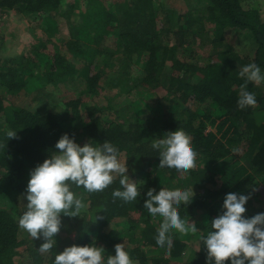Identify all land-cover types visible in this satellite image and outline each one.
<instances>
[{
	"label": "trees",
	"instance_id": "obj_1",
	"mask_svg": "<svg viewBox=\"0 0 264 264\" xmlns=\"http://www.w3.org/2000/svg\"><path fill=\"white\" fill-rule=\"evenodd\" d=\"M200 1L203 6L196 11L202 15L179 14L172 7L160 28L149 0H125L117 14L99 0H0V19L12 15L39 21L48 36L53 37L61 18L83 7L88 28L72 30L63 42L65 53L43 42L13 58L0 51V264H52L56 252L91 242L107 254L124 243L132 264H205L200 237L210 230L208 221L220 213L226 193L250 195L245 216L264 212L251 203L258 195L257 179L264 180V89L248 83L256 104L240 109L236 103L244 83L238 75L241 66L254 63L264 70V20L241 0ZM207 24L214 26L209 32ZM226 30L250 37L254 56L235 54ZM197 44L211 45L213 54L201 56ZM114 68L117 73L108 70ZM61 85H70L77 96L45 105L48 98L37 92L55 96ZM115 88L107 106L95 103L96 96ZM34 92L37 111L21 104ZM124 96L134 99L115 104ZM5 101L13 105L6 107ZM177 128L190 137L196 153L192 168L180 173L159 168L160 157L151 147ZM8 129L17 131L9 140L4 135ZM65 133L81 145L90 140L114 144L140 195L127 203L113 200L119 176L100 192L73 185L87 207L80 217L61 215L56 245L41 253L44 241L21 229L18 219L30 170ZM184 184L194 185L195 196L177 211L184 220L193 218L198 232L188 244L173 230L170 246L159 247L154 237L161 217L144 209L145 194L149 188L171 190Z\"/></svg>",
	"mask_w": 264,
	"mask_h": 264
},
{
	"label": "clouds",
	"instance_id": "obj_2",
	"mask_svg": "<svg viewBox=\"0 0 264 264\" xmlns=\"http://www.w3.org/2000/svg\"><path fill=\"white\" fill-rule=\"evenodd\" d=\"M239 77L244 80L240 86L237 107L254 106V93L247 90V84L264 82V72L254 63L240 68ZM17 131L8 129L4 135L14 138ZM83 145L65 133L55 143V150L29 172V179L23 194L24 211L18 219V226L32 238L42 239L41 253L56 245V234L61 228V215L80 217L87 207L71 187H83L89 193L100 192L119 176V188L113 189V200L125 203L135 200L140 193L137 184L128 173L126 163L119 159L117 147L105 140ZM151 147L158 152L159 168L174 169L178 173L192 168L196 155L190 137L177 128L154 140ZM143 207L149 216L161 217L154 237L156 245L168 247L173 230L180 234L196 231L195 224L181 218L177 209L188 205L194 199L193 187L184 190L149 188ZM250 195L226 193L220 213L210 221V230L200 240L206 251L205 264H264V212L251 217L245 216V205ZM94 241V240H93ZM52 264H132L124 243L114 245V254H107L95 242L86 245L73 244L56 252Z\"/></svg>",
	"mask_w": 264,
	"mask_h": 264
},
{
	"label": "rangeland",
	"instance_id": "obj_3",
	"mask_svg": "<svg viewBox=\"0 0 264 264\" xmlns=\"http://www.w3.org/2000/svg\"><path fill=\"white\" fill-rule=\"evenodd\" d=\"M68 3H71L72 0H66ZM101 5L104 6L107 10H111L112 14H117L122 7L125 4V0H99ZM128 0H126L127 2ZM146 1V0H144ZM242 5L245 8H256L259 10L261 18L264 20V0H241ZM171 3V4H170ZM149 4L152 7V10L157 12V18H158V27H163L165 14L168 12L167 10H170L172 7L176 10V12H179V14L191 12L192 15H202L201 13H198L196 10L201 8L203 5L201 4V1L199 3V0H149ZM195 11V12H194ZM83 13V14H82ZM88 13V12H87ZM85 14V8L76 9L74 13H70L67 18H61L59 20L58 30L55 31L53 37L48 36L45 33H43L42 29L39 27V21L36 22H29L28 20H17L12 15L4 16L0 19V51L3 54V57H16L14 55L20 54L24 51H33L34 48L38 46L39 43L43 42L44 45L52 46L53 44L56 47H59V51L62 50L63 53L67 52L66 48H64V41H66L74 32L76 31H82V29H88L87 23L83 22V15ZM88 15V14H86ZM91 26L93 25L92 20H89ZM170 25H167L165 27V31L170 29ZM214 26L208 25V32L210 28H213ZM226 31H224V35L226 36L227 40L229 41L231 48L235 54H240L243 56L248 55L249 57L254 56V50L256 48V45L254 42H252L250 37L245 36L244 34L239 33L237 30H230L225 34ZM214 38H216L214 36ZM198 43V42H197ZM197 46V52L201 56H211V45L207 44V46L200 47ZM42 52H45V50H42ZM69 55V54H67ZM70 56V55H69ZM214 59L216 60V56H214ZM237 68L240 67L239 63L236 64ZM242 67V66H241ZM109 71H112L113 73H117L119 68H114L113 70L108 69ZM264 72V70H262ZM130 82L126 83V86L129 87ZM68 86V87H67ZM70 85H61L59 86V89H56L58 91L55 92V96L47 91H41L37 92L39 96L46 97V101L44 102L45 105H50V103H54L58 100H65L69 99L71 97L77 96L76 91L69 88ZM255 87L259 89H264V82H262L259 85H254ZM84 89V86H81V90ZM50 91H55L53 88H49ZM111 93H101L99 96H96L95 103L101 106H107V97L115 96V94L118 92V90L112 89L110 90ZM155 96H156V92ZM23 95V94H22ZM53 98H52V97ZM36 98V92L33 94H30L24 101H22V105L29 106L30 110L37 111V108L39 109L38 101L35 100ZM124 98H128L129 100H133L134 97L132 96H124L121 98L115 99V104H118L119 102H123ZM6 107H9L10 105H13L11 101H5L4 102ZM264 114V112L262 113ZM262 114L260 116H262ZM121 162H123L121 160ZM257 190L258 195L256 197L251 198V203L253 206L258 207L259 209L264 207V180L257 179ZM193 187L194 193L196 192L194 189V185L191 184H184L175 188H172L171 190H184V189H191ZM187 223L194 224L195 221L193 218H186L185 220ZM196 232H198V229H196ZM75 237V236H72ZM183 240L185 239V242L188 244H192L194 238H195V231H188L184 234H182Z\"/></svg>",
	"mask_w": 264,
	"mask_h": 264
}]
</instances>
